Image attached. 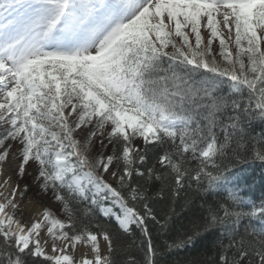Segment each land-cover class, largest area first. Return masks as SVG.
Here are the masks:
<instances>
[{
  "label": "snow or ice",
  "instance_id": "6c2138e0",
  "mask_svg": "<svg viewBox=\"0 0 264 264\" xmlns=\"http://www.w3.org/2000/svg\"><path fill=\"white\" fill-rule=\"evenodd\" d=\"M0 177V264H264V0H0Z\"/></svg>",
  "mask_w": 264,
  "mask_h": 264
},
{
  "label": "trees",
  "instance_id": "16d2710c",
  "mask_svg": "<svg viewBox=\"0 0 264 264\" xmlns=\"http://www.w3.org/2000/svg\"><path fill=\"white\" fill-rule=\"evenodd\" d=\"M255 175L257 177V184H258L259 176H260L259 168L256 169ZM256 194L259 195L258 190ZM167 195H168L167 192H165L164 204L167 203ZM186 195L188 197L195 198L196 193L189 192ZM211 240H212L211 237H207V238L202 239L200 242H198L195 247H186L184 249H176L168 253L164 257L165 264H192L193 261H198L200 262V264H205V262L208 261L210 257H213L215 255L214 245L211 248L209 247Z\"/></svg>",
  "mask_w": 264,
  "mask_h": 264
},
{
  "label": "rangeland",
  "instance_id": "374dc122",
  "mask_svg": "<svg viewBox=\"0 0 264 264\" xmlns=\"http://www.w3.org/2000/svg\"><path fill=\"white\" fill-rule=\"evenodd\" d=\"M34 167H35V166H32V169H31V170H34ZM10 174H12V176H13L14 179H15V174H14V172H11ZM25 181L30 182V181H31V177H30V176H26V177H25ZM25 181H20L21 185H23V183H24ZM52 207H53L54 210H55V209H58V208H59V204H53Z\"/></svg>",
  "mask_w": 264,
  "mask_h": 264
},
{
  "label": "bare ground",
  "instance_id": "6f19581e",
  "mask_svg": "<svg viewBox=\"0 0 264 264\" xmlns=\"http://www.w3.org/2000/svg\"><path fill=\"white\" fill-rule=\"evenodd\" d=\"M3 179V177H0V180H2ZM13 179H14V177H13ZM15 180V179H14Z\"/></svg>",
  "mask_w": 264,
  "mask_h": 264
}]
</instances>
